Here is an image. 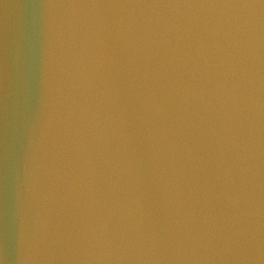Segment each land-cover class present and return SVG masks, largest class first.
<instances>
[{"label": "water", "instance_id": "1", "mask_svg": "<svg viewBox=\"0 0 264 264\" xmlns=\"http://www.w3.org/2000/svg\"><path fill=\"white\" fill-rule=\"evenodd\" d=\"M0 264H264V0H0Z\"/></svg>", "mask_w": 264, "mask_h": 264}, {"label": "snow or ice", "instance_id": "2", "mask_svg": "<svg viewBox=\"0 0 264 264\" xmlns=\"http://www.w3.org/2000/svg\"><path fill=\"white\" fill-rule=\"evenodd\" d=\"M21 27H22V25H21ZM19 50H20L21 61H22V54H23V45H22V40L19 42Z\"/></svg>", "mask_w": 264, "mask_h": 264}]
</instances>
